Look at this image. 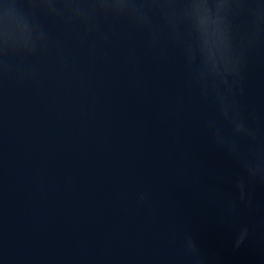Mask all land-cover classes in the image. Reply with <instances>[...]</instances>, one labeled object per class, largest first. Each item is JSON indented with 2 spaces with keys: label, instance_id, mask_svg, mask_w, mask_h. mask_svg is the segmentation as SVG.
Returning a JSON list of instances; mask_svg holds the SVG:
<instances>
[{
  "label": "water",
  "instance_id": "water-1",
  "mask_svg": "<svg viewBox=\"0 0 264 264\" xmlns=\"http://www.w3.org/2000/svg\"><path fill=\"white\" fill-rule=\"evenodd\" d=\"M0 264H264V0H3Z\"/></svg>",
  "mask_w": 264,
  "mask_h": 264
},
{
  "label": "clouds",
  "instance_id": "clouds-1",
  "mask_svg": "<svg viewBox=\"0 0 264 264\" xmlns=\"http://www.w3.org/2000/svg\"><path fill=\"white\" fill-rule=\"evenodd\" d=\"M27 31V24L23 17L12 11V5L4 4L0 0V32L7 39L9 33L16 32L23 35Z\"/></svg>",
  "mask_w": 264,
  "mask_h": 264
}]
</instances>
